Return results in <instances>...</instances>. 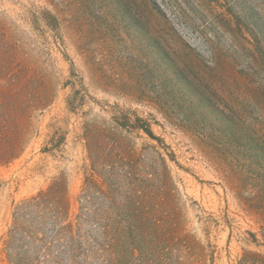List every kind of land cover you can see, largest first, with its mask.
Wrapping results in <instances>:
<instances>
[{
  "label": "rangeland",
  "instance_id": "rangeland-1",
  "mask_svg": "<svg viewBox=\"0 0 264 264\" xmlns=\"http://www.w3.org/2000/svg\"><path fill=\"white\" fill-rule=\"evenodd\" d=\"M1 106L0 264L24 199L60 182L70 221L89 206L88 132L156 218L116 261L264 262V0H0Z\"/></svg>",
  "mask_w": 264,
  "mask_h": 264
},
{
  "label": "trees",
  "instance_id": "trees-1",
  "mask_svg": "<svg viewBox=\"0 0 264 264\" xmlns=\"http://www.w3.org/2000/svg\"><path fill=\"white\" fill-rule=\"evenodd\" d=\"M15 114L13 108L0 107V162L19 155V134L11 126ZM87 134L92 175L86 178L83 198L89 206L81 207L76 221H70L68 201L60 182L21 201L14 210L7 244L14 264H121L116 261L114 246L119 245L123 252L128 236L142 235L146 221L153 225L156 218L143 206L136 191L131 195L137 198L135 206L121 203L130 196L119 191L115 145L108 147L98 132ZM115 192L120 196L117 206ZM96 199L100 204L93 208ZM104 207L116 212L120 219L105 220ZM128 212L135 218L134 223L125 220Z\"/></svg>",
  "mask_w": 264,
  "mask_h": 264
}]
</instances>
